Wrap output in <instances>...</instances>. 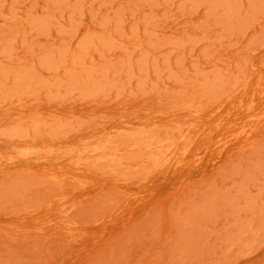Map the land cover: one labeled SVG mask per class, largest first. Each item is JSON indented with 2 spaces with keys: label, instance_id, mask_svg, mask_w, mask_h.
Masks as SVG:
<instances>
[{
  "label": "rangeland",
  "instance_id": "obj_1",
  "mask_svg": "<svg viewBox=\"0 0 264 264\" xmlns=\"http://www.w3.org/2000/svg\"><path fill=\"white\" fill-rule=\"evenodd\" d=\"M0 264H264V0H0Z\"/></svg>",
  "mask_w": 264,
  "mask_h": 264
}]
</instances>
